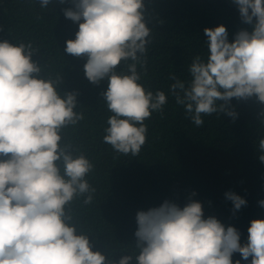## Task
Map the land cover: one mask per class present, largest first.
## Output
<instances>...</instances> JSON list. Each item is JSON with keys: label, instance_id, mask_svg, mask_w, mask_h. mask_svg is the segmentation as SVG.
<instances>
[{"label": "clouds", "instance_id": "9594fccd", "mask_svg": "<svg viewBox=\"0 0 264 264\" xmlns=\"http://www.w3.org/2000/svg\"><path fill=\"white\" fill-rule=\"evenodd\" d=\"M66 0H59L64 4ZM243 23L232 42L224 25L205 28L207 58L197 55L189 65V82L170 76L169 91L197 127L203 116L225 113L232 98L253 96L264 104V0H233ZM51 0H40L47 8ZM66 18L79 23L65 52L87 57L84 71L96 85L107 80L103 101L111 113L103 142L121 155L138 156L147 142L145 123L154 112L163 113L164 91L146 88L140 81L147 65L152 31L146 25L144 0H72ZM82 21V22H81ZM31 42H0V264H111L93 251L90 233L79 228L73 202L91 205L96 189L88 177L94 163L74 154L64 143V130L85 116L77 110V93L63 95L58 79L41 77L43 67L33 61ZM127 70L117 72L121 62ZM130 61V63H129ZM223 101V103H218ZM264 124V111L260 113ZM264 163V138L259 139ZM196 195L195 192L192 193ZM234 211L247 201L225 193ZM264 207V200L258 202ZM138 254L123 256L118 264H233L239 252L251 264H264V220L251 221L246 244L240 232L216 217L204 218L201 202L183 208L165 200L159 207L136 214ZM235 264H240L237 260Z\"/></svg>", "mask_w": 264, "mask_h": 264}, {"label": "trees", "instance_id": "16d2710c", "mask_svg": "<svg viewBox=\"0 0 264 264\" xmlns=\"http://www.w3.org/2000/svg\"><path fill=\"white\" fill-rule=\"evenodd\" d=\"M144 4L152 44L146 67L138 66L144 73L140 82L153 92L164 91L168 102L162 114L154 112L145 121L147 142L133 157L116 153L102 139L111 115L101 95L108 81L91 83L84 71L87 57L65 52L66 41L75 39L80 23L64 15V9L74 7L72 0L64 4L51 0L47 8H41L40 0H0V42H31L36 50L32 59L43 67L41 77L58 79L62 95L77 93V110L85 118L64 130L63 142L94 163L88 179L96 191L91 205L80 199L72 207L79 228L91 235L93 251L105 254L111 264L138 254L136 214L165 200L181 208L190 200L201 202L204 218L214 216L225 227H235L241 245L247 243L251 221L264 220V207L258 203L264 200V163L258 149L264 138L260 117L264 104L255 96L232 98L229 107L238 113L235 120L214 113L203 116L204 125L197 127L169 91L172 74L187 83L193 58H207L205 28L224 25L232 42L237 32L251 31L252 26L242 22L233 0H144ZM126 70L123 61L116 69ZM227 192L244 198L246 206L234 211ZM237 260L251 264V257L245 261L239 252L232 256L233 264Z\"/></svg>", "mask_w": 264, "mask_h": 264}]
</instances>
